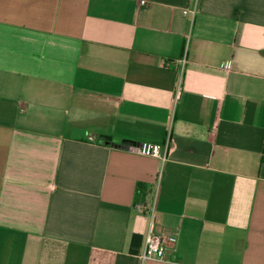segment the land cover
Instances as JSON below:
<instances>
[{
    "label": "crops",
    "instance_id": "obj_1",
    "mask_svg": "<svg viewBox=\"0 0 264 264\" xmlns=\"http://www.w3.org/2000/svg\"><path fill=\"white\" fill-rule=\"evenodd\" d=\"M0 264H264V0H0Z\"/></svg>",
    "mask_w": 264,
    "mask_h": 264
},
{
    "label": "built area",
    "instance_id": "obj_2",
    "mask_svg": "<svg viewBox=\"0 0 264 264\" xmlns=\"http://www.w3.org/2000/svg\"><path fill=\"white\" fill-rule=\"evenodd\" d=\"M139 3L144 5L146 0H139ZM183 12L186 13L188 11L184 10ZM189 12L192 16L195 14L194 9ZM181 62L184 63V59H182ZM124 147L131 153L160 159L162 163L167 158V145L150 142H139L127 143L124 145ZM165 252L166 245L164 238L160 235L149 232L145 237L144 248L139 255V259L141 261L148 259L163 260L165 257Z\"/></svg>",
    "mask_w": 264,
    "mask_h": 264
},
{
    "label": "trees",
    "instance_id": "obj_3",
    "mask_svg": "<svg viewBox=\"0 0 264 264\" xmlns=\"http://www.w3.org/2000/svg\"><path fill=\"white\" fill-rule=\"evenodd\" d=\"M104 138H105V139H108L109 137H104ZM105 139H104V140H105Z\"/></svg>",
    "mask_w": 264,
    "mask_h": 264
}]
</instances>
